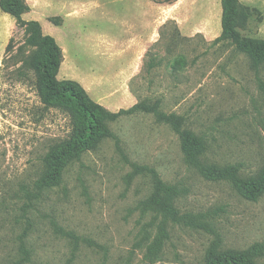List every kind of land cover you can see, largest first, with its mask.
I'll return each instance as SVG.
<instances>
[{"label":"rangeland","instance_id":"obj_1","mask_svg":"<svg viewBox=\"0 0 264 264\" xmlns=\"http://www.w3.org/2000/svg\"><path fill=\"white\" fill-rule=\"evenodd\" d=\"M238 1L250 12L240 33L264 39V0ZM26 2L23 19L38 20L73 62L59 79L89 80V96L111 111L145 102L178 116L206 140V163L238 164L243 174L264 163V65L256 72L219 38L220 0ZM151 8V39L125 75L131 56L118 50L132 32H149ZM25 38V27L0 9V264L21 257V244L26 264H205L213 233L165 222L134 163L183 188L177 206L205 213L221 247L252 248L264 264V194L247 200L227 181L202 178L154 112L110 122L119 145L103 140L66 167L61 185L37 195L43 156L69 135L70 118L41 104Z\"/></svg>","mask_w":264,"mask_h":264},{"label":"trees","instance_id":"obj_2","mask_svg":"<svg viewBox=\"0 0 264 264\" xmlns=\"http://www.w3.org/2000/svg\"><path fill=\"white\" fill-rule=\"evenodd\" d=\"M220 4L219 38L234 44L238 51L248 57L251 66L258 72L264 65V39L246 37L239 31L245 27L250 16L248 8L238 0H220ZM0 9L12 16L17 24L25 27V43L34 47L25 65L33 71L34 87L41 104L46 108L61 109L70 118L69 135L50 146L43 156V169L33 186L37 195L61 185L66 167L88 150L95 149L103 140L112 138L118 146L120 140L110 130L109 123L137 111L154 112L172 127L178 136L186 162L195 168L202 178L227 181L247 200L256 201L264 194V163L251 174H243L238 164L206 163L202 159L208 149L206 140L191 130L182 128L178 116L159 114L151 104L138 102L129 108L109 110L93 100L78 81L57 77L63 60L62 48L52 35L44 33L38 20L23 19V15L30 9L26 0H0ZM133 172L149 177L151 192L148 200L160 211L165 222L202 228L213 233L215 238L206 250L205 264H257L256 252L252 248L221 247L219 235L208 226L205 213L180 210L177 200L184 194L183 188L165 182L152 166L134 163ZM20 250L21 257L10 264L28 262L29 250L23 244Z\"/></svg>","mask_w":264,"mask_h":264},{"label":"crops","instance_id":"obj_3","mask_svg":"<svg viewBox=\"0 0 264 264\" xmlns=\"http://www.w3.org/2000/svg\"><path fill=\"white\" fill-rule=\"evenodd\" d=\"M154 27V12H153V8L150 9V23H149V32H146V34H142L139 33L137 31H135L134 33L132 32L131 38L129 40V42H127L126 44H123L120 48V50H118V52L120 51V53H128L131 56V60L128 63L129 65L126 68H123V74H128L135 66V64H137V55L139 54V52L141 51V48H143L146 44V42L151 39V34H152V30ZM64 61L66 62L64 65ZM73 62H71L64 54L63 51V60L61 62L59 71H58V75L57 77L60 76L61 71H68L70 70V68H72ZM60 79H67L63 76V78ZM85 89L86 91H88V89L91 87V82L89 80L86 79H78L77 80ZM101 104V103H100Z\"/></svg>","mask_w":264,"mask_h":264}]
</instances>
